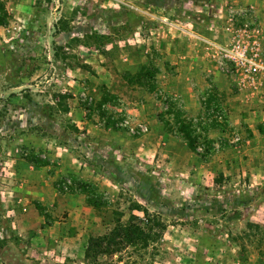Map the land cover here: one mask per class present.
Returning <instances> with one entry per match:
<instances>
[{
	"label": "rangeland",
	"instance_id": "1",
	"mask_svg": "<svg viewBox=\"0 0 264 264\" xmlns=\"http://www.w3.org/2000/svg\"><path fill=\"white\" fill-rule=\"evenodd\" d=\"M4 2L0 264H264V78L257 88L241 84L219 53L241 38L264 45V0ZM181 66L197 75L198 111L168 88ZM128 117L146 127L143 153L132 154L144 166L135 159L123 170L115 200L77 176L57 188L110 204L103 235L133 223L146 237L87 258L68 229L52 227L65 215L37 200L24 169L49 161L47 144L61 128L87 131L74 119L121 129Z\"/></svg>",
	"mask_w": 264,
	"mask_h": 264
},
{
	"label": "crops",
	"instance_id": "2",
	"mask_svg": "<svg viewBox=\"0 0 264 264\" xmlns=\"http://www.w3.org/2000/svg\"><path fill=\"white\" fill-rule=\"evenodd\" d=\"M184 69L182 66L177 67L179 73L171 76L168 80V88L183 99L187 110L198 111L201 106L199 90L194 87L197 75L193 70L185 72ZM99 77L102 79L101 83L107 85L109 91L114 92L111 88L114 84L109 85V83H113L115 79L113 78L110 82L106 73ZM124 82L126 81L124 80ZM125 84L130 86L129 82ZM80 90L84 94H88L89 91L85 87ZM74 112L77 117L78 110L76 108L69 110L71 114ZM45 117L48 120L51 119L48 115ZM77 119L73 120L78 122L76 126L87 131L78 132L76 129L67 128V126L61 128V133H58L59 137L54 138V144L51 142L47 144L46 153L50 164L39 165L31 162L30 166L33 170L25 171V168L24 172L29 177L26 181L29 190L38 194L39 199L37 200L41 201L44 206L52 208L53 212L64 213L65 216H60L55 226L52 227L57 231L68 229L66 237L79 243L77 244L78 251H85L90 236L105 233L107 225L101 224L103 207H109L110 204L95 205L87 200L86 194L81 190H75L72 193L69 191L60 192L57 184L60 180L62 183L66 177L77 176L81 180L94 182L100 190L107 194L109 203L113 202L118 195L120 184L127 181L124 179V173L133 169L132 161L136 159L138 167L144 166L140 161H137L139 157L136 158L132 154L143 153L140 150V144L144 142L145 135L131 134L125 128H113L102 122L94 123L87 118ZM128 119L132 121L131 117ZM136 144L137 150H135ZM173 153L175 154V152ZM174 154H171L170 158L176 159L175 156H172ZM123 170L126 171L123 173Z\"/></svg>",
	"mask_w": 264,
	"mask_h": 264
},
{
	"label": "built area",
	"instance_id": "3",
	"mask_svg": "<svg viewBox=\"0 0 264 264\" xmlns=\"http://www.w3.org/2000/svg\"><path fill=\"white\" fill-rule=\"evenodd\" d=\"M219 53L222 67H231L241 84L252 88H257L261 84L264 78V45L258 39L241 38L231 45L221 46ZM118 125L127 128L133 134H141L140 132L146 129L142 123L134 127L128 118ZM70 184L71 180L66 179L60 186L68 190Z\"/></svg>",
	"mask_w": 264,
	"mask_h": 264
},
{
	"label": "trees",
	"instance_id": "4",
	"mask_svg": "<svg viewBox=\"0 0 264 264\" xmlns=\"http://www.w3.org/2000/svg\"><path fill=\"white\" fill-rule=\"evenodd\" d=\"M8 21V12L4 0H0V25H5ZM188 146L197 153L196 144L190 135L185 137ZM214 143L212 139H208ZM35 164H49V161H32ZM107 203V202H106ZM97 205H104L103 202ZM250 225V223L248 224ZM145 231L140 226L128 223L118 224L110 232L98 237L90 236L85 248V257H96L99 254H115L121 252L127 245H135L140 239L146 237Z\"/></svg>",
	"mask_w": 264,
	"mask_h": 264
}]
</instances>
